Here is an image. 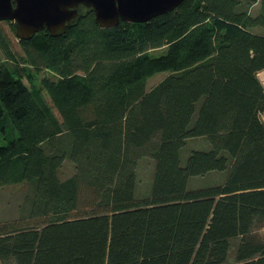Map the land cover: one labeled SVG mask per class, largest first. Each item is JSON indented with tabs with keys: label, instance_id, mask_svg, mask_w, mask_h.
Masks as SVG:
<instances>
[{
	"label": "trees",
	"instance_id": "trees-1",
	"mask_svg": "<svg viewBox=\"0 0 264 264\" xmlns=\"http://www.w3.org/2000/svg\"><path fill=\"white\" fill-rule=\"evenodd\" d=\"M256 1L182 0L111 28L88 10L62 35L42 29L17 40L18 57L0 33V187L30 188L24 217L0 225V261L264 264V241L251 234L264 223V91L255 77L264 0L248 14ZM40 70L50 76L37 78ZM196 138L209 147L180 164ZM144 157L153 169L139 196ZM65 160L73 172L60 178ZM211 173L222 181L187 186Z\"/></svg>",
	"mask_w": 264,
	"mask_h": 264
},
{
	"label": "water",
	"instance_id": "water-1",
	"mask_svg": "<svg viewBox=\"0 0 264 264\" xmlns=\"http://www.w3.org/2000/svg\"><path fill=\"white\" fill-rule=\"evenodd\" d=\"M182 0H0V21H9L17 40H28L44 30L62 35L83 11H91L99 28L119 21L142 23L167 13Z\"/></svg>",
	"mask_w": 264,
	"mask_h": 264
},
{
	"label": "rangeland",
	"instance_id": "rangeland-1",
	"mask_svg": "<svg viewBox=\"0 0 264 264\" xmlns=\"http://www.w3.org/2000/svg\"><path fill=\"white\" fill-rule=\"evenodd\" d=\"M260 1L257 0L254 4H252L248 9L249 15H256L260 11ZM84 12V11H83ZM10 23V22H9ZM13 29V28H12ZM6 21H0V33L4 35V37L9 41V46L12 51L18 55H20V49L17 44V39ZM254 31H259L260 28H254ZM163 52V49L156 48L149 51V53L153 55H157ZM166 73L159 72L153 74L146 80L145 89L147 90L152 85L156 84L157 81L162 79ZM42 76H50L47 71L40 70L37 78ZM25 85H28L25 79H23ZM47 100V99H46ZM48 102V100H47ZM49 103V102H48ZM53 113L57 116L54 109ZM259 119L264 123V113L259 114ZM208 148L209 145L204 138H196L186 141L185 145L179 151V161L180 164H183L188 152L191 149H203ZM153 169V161L149 157H144L139 160L137 167L135 168V176H136V185H135V194L142 196L148 192V188L151 183V175ZM73 172L72 165L69 161L65 160L59 170L60 178H65L69 176ZM223 179V173H211L205 174L199 177H190L187 180V186L191 188L200 187L204 185H212L218 184ZM30 188L27 184L21 185H5L0 187V225L7 223H15V220L24 217L26 212L23 208L26 207L27 197L29 195ZM85 194V192H84ZM82 193L83 199L86 197ZM82 199V198H81ZM84 202V203H81ZM86 205L85 200H80L79 207H84ZM88 208V206H87ZM251 234L254 239L259 241H264V223L257 224L253 227ZM0 264H12L11 262H2Z\"/></svg>",
	"mask_w": 264,
	"mask_h": 264
},
{
	"label": "built area",
	"instance_id": "built-area-1",
	"mask_svg": "<svg viewBox=\"0 0 264 264\" xmlns=\"http://www.w3.org/2000/svg\"><path fill=\"white\" fill-rule=\"evenodd\" d=\"M255 77L258 80V82L260 83V85H261V87H262V89L264 91V68H262L260 70H257L255 72ZM261 113H264V112H261ZM259 114H258V117H259Z\"/></svg>",
	"mask_w": 264,
	"mask_h": 264
},
{
	"label": "flooded vegetation",
	"instance_id": "flooded-vegetation-1",
	"mask_svg": "<svg viewBox=\"0 0 264 264\" xmlns=\"http://www.w3.org/2000/svg\"><path fill=\"white\" fill-rule=\"evenodd\" d=\"M6 21V20H5Z\"/></svg>",
	"mask_w": 264,
	"mask_h": 264
}]
</instances>
